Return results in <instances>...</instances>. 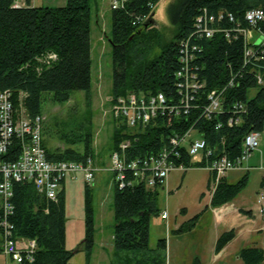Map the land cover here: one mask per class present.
Listing matches in <instances>:
<instances>
[{"label": "trees", "instance_id": "trees-1", "mask_svg": "<svg viewBox=\"0 0 264 264\" xmlns=\"http://www.w3.org/2000/svg\"><path fill=\"white\" fill-rule=\"evenodd\" d=\"M17 0H0V93H13L16 109L20 106L21 93L26 95L23 103L31 119L42 115V97L52 95L56 103L68 102L73 92L85 94L86 108L92 105V45L90 0H67L63 7L16 6ZM151 0H129L125 10H112V29L109 42L112 46V90L116 100L130 92H163L176 101L185 94L184 87H177L176 72L181 68L180 57L184 58L181 41L189 39L190 50L197 47L192 71L204 84L202 93H212L229 86L225 95V110L232 106H245L240 122L232 115L233 125L226 111L207 120L202 112L197 113L193 103L190 114L180 118L157 117L147 130L132 139L128 152L131 158L144 156L159 149L171 137L173 131H181L196 123L195 129L205 133L208 146L219 155L225 149L230 158L241 153L242 141L250 132H264V83L259 84L255 69L244 63L245 43L242 38L229 40L222 33L207 39L194 35L198 19L202 24L205 16H218L222 22L216 26L234 28L237 23L247 28L245 14L254 9L264 10V0H174L168 7L167 17L174 29L172 38L164 40L163 33L156 27L155 11L150 9ZM149 15L152 26L146 29L139 18ZM229 16L234 22L229 21ZM54 55L56 60L50 59ZM264 64V62H263ZM230 84L232 87H230ZM252 89H257L250 97ZM204 92V93H205ZM240 110V108H238ZM79 136L83 149L66 148L50 151L43 139L49 160L58 162H85L95 158L92 123ZM219 125V127H218ZM125 130L114 126L112 152L126 138ZM21 154V143L15 140L2 159L15 162ZM191 165V158L184 161ZM203 166V165H201ZM213 179V177H212ZM212 179L208 188H211ZM247 172L237 183L222 181L211 199V207L218 208L231 203L248 186ZM65 182H63L64 186ZM88 198L85 203V237L79 248H67V215L65 191L62 189L57 201L41 195L33 183L13 182L14 207L9 223L13 226L14 239L31 240L36 243L34 261L21 264H71L73 257L83 251L86 263H91L95 245V219L91 202L90 186L86 184ZM156 188L135 185L118 189L114 183L113 243L114 261L111 264H162L159 254L149 248L150 224L158 216ZM201 214L182 229L191 231L196 227ZM236 236L231 230L223 233L216 244V252L222 251ZM159 251L167 250L166 240H160ZM1 250V249H0ZM123 252L134 253L125 258ZM243 264H263L264 249L244 248L240 252ZM196 264H200L197 260Z\"/></svg>", "mask_w": 264, "mask_h": 264}, {"label": "built area", "instance_id": "built-area-1", "mask_svg": "<svg viewBox=\"0 0 264 264\" xmlns=\"http://www.w3.org/2000/svg\"><path fill=\"white\" fill-rule=\"evenodd\" d=\"M17 0L16 6L18 7ZM150 9L155 11L160 0H151ZM129 0H110V8L114 11L125 10ZM223 14L220 13L218 21L214 16H205L200 24L198 19L197 31L194 35H204L207 39L213 38L217 33H222L227 39L235 40L242 38L245 43L244 63L256 73L259 84L264 83V10L254 9L245 14V21L248 27L237 23L234 28L216 26L222 22ZM149 15L139 18V23L145 24L149 21ZM229 21L234 19L229 16ZM255 33V39L251 32ZM189 39L181 41L179 47H184L185 56L180 57L181 68L176 72L177 87H184L185 94L176 99L168 98L165 93L130 92L126 96H120L113 100L114 121L117 127L123 129L126 138L118 145L111 154L109 172L113 174V181L122 190L135 185H145L147 188H167L168 178L172 172L186 171L195 167L193 160L197 157V164L203 165L212 175L211 195L216 192L219 184L227 173L235 170H249L248 162L260 144L261 133L250 132L242 141L240 155L230 158L227 151L223 149L219 155L207 144L205 133L195 129L196 123L181 131H173L171 137L162 147L151 151L144 156L131 158L128 155L132 147V139L147 130L148 125L157 117L180 118L182 115H189L192 107L197 113L202 112L203 118H212L228 112L231 117L228 124L233 125L232 115L235 116L237 125L240 122L241 114L245 112V106L233 105L232 109L225 110V95L229 86L212 93H202L204 84L198 79V74L193 72L191 65L195 60L197 51L193 46L190 50ZM56 60V56H49ZM230 87L232 85L230 84ZM23 99L26 95L21 93ZM193 103L194 106H193ZM240 108V110H238ZM24 103H20L18 109L13 103V93L9 90L0 93V232L2 237V251L17 264L25 260L34 261L36 243L31 240L21 239L19 242L14 239L13 226L9 223V217L13 213L11 199L13 197V182L33 183L39 194L44 195L52 201H57L63 188V182L67 178L77 179L82 175L85 184L89 185L95 179L99 171L92 158L85 162H58L48 159L43 146V123L42 116L31 119L25 110ZM219 127V125H218ZM197 135V137H194ZM20 141L21 154L17 161L8 162L2 158L7 155L9 148L14 141ZM191 158V165L184 161ZM197 162V161H196ZM257 211L264 221V185L261 187L256 199ZM162 220H168V212L161 215Z\"/></svg>", "mask_w": 264, "mask_h": 264}, {"label": "rangeland", "instance_id": "rangeland-1", "mask_svg": "<svg viewBox=\"0 0 264 264\" xmlns=\"http://www.w3.org/2000/svg\"><path fill=\"white\" fill-rule=\"evenodd\" d=\"M174 0H160L155 7L154 20L156 27L163 33L165 42L169 41L174 33L167 17L169 5ZM67 0H49L48 6L63 7ZM40 5L41 3H36ZM92 13L91 45H92V105L86 108L85 94L73 92L68 102L56 103L52 95L42 97L43 139L50 151H62L72 147L83 149L78 142L79 136L87 128V120L92 123L94 162L100 170L90 184L91 202L95 219V245L90 264H111L115 257L113 243L114 220V181L109 169L112 154V136L115 126L113 114L112 90V46L109 42L112 29V10L110 0H90ZM46 6V5H45ZM255 33L251 32L253 38ZM255 37L253 38V40ZM257 89H252L250 97L255 96ZM24 101L20 95V103ZM26 110V109H25ZM27 111V110H26ZM264 132L261 133L260 144L253 153L251 164L254 167L249 173L248 186L243 192L248 207L252 212L257 209L255 196L264 176ZM197 137V135H194ZM197 157L193 160H200ZM259 162L256 163V160ZM244 175V174H243ZM234 178L235 175L229 174ZM242 178V177H241ZM240 178V179H241ZM239 179V180H240ZM208 170L206 168H188L185 171H175L169 175L168 186L158 187L156 196L158 216H153L150 224L149 248L154 254H159L162 264H191L193 254L202 260V264H213V248L218 233L223 234L225 224L218 225L215 213L208 207L211 188L207 189ZM238 180V181H239ZM238 181H232L237 183ZM65 191L67 215V248H79L85 237V203L88 198L86 184L82 175L77 179L67 178L63 186ZM261 189V188H260ZM260 191V190H259ZM259 194V192H258ZM257 194V196H258ZM256 197V199H255ZM250 202V203H249ZM186 210L181 213V210ZM167 211L169 219L162 220L161 214ZM256 213V211H255ZM258 213V212H257ZM253 226L250 221L233 224L241 230L240 236L233 242L232 249L257 247L264 248V230L257 231L262 225L261 218ZM201 214L196 227L188 233L177 234L176 230L183 224L190 222ZM168 226V227H167ZM180 231V229L178 230ZM1 235V232H0ZM183 238L182 241L179 238ZM160 240L167 241V250L159 251ZM180 241V242H179ZM2 246V237L0 249ZM0 264H17L0 250ZM134 256V253L123 252L121 257ZM198 260V259H197ZM242 262V261H241ZM71 264H87L85 253L80 251L71 260ZM196 264V261L195 263ZM217 264H237L233 259H224Z\"/></svg>", "mask_w": 264, "mask_h": 264}, {"label": "crops", "instance_id": "crops-1", "mask_svg": "<svg viewBox=\"0 0 264 264\" xmlns=\"http://www.w3.org/2000/svg\"><path fill=\"white\" fill-rule=\"evenodd\" d=\"M48 2H49V0H30V3H31V6L32 7H52V8L57 7V6H50V5L48 6V4H47ZM18 3L21 6H25L26 5L25 0H21ZM36 3H41V4L40 5H37ZM252 158H253V155H252ZM251 159L248 162V166L250 168L249 170H247V171L246 170L230 171L229 173H227V175L225 176V178L223 180L226 181V182H228L229 184H234V183H232V181H235V180L238 181L247 172L249 173L254 168L252 166V164H251ZM198 162L199 161H197V162L195 161L194 162V164H195L194 166L195 167L204 168V167L201 166L200 163L197 164ZM258 162H259V159L256 160V163H258ZM195 167H193V168H195ZM98 169L100 170V168H98ZM105 170L108 171L107 169H105ZM229 174L235 175V177L234 178H231V177H229ZM211 179H212V175L208 171V180H207L208 181V183H207V189L208 190H209L208 184H209V181ZM263 185H264V176L261 179L258 192H259L260 188ZM156 190L158 192V187L156 188ZM243 192L239 196H237L236 199L234 201H232L231 203L226 204V205H224L222 207H218V208H212L211 207L212 195L210 197V201H209L208 207L210 208V210H212L213 213H215L217 224L218 225H221L223 223L225 224V226L223 228L225 232H229L231 230H234L235 231L237 228L236 227H233L232 225L234 223L236 224L237 222H238V224H241L244 221H246V222L250 221L251 224H253V226L258 222L257 221V217H256L257 216L256 213L258 211H257L256 207H255L256 213H255L254 210L252 212V209L251 208H247L248 207L247 206L248 205V202L245 200V197L243 195ZM258 192L255 195L256 197H257ZM256 197H255V199H256ZM185 212H186V210H184V209L181 210V213H185ZM257 214L261 218V221H262V225H261V227L259 229H257V231H263L264 230V221H263L262 217L260 216V214L259 213H257ZM182 227H183V225L179 228L180 231H178L179 229L176 230V233L177 234H180V233H182V234L183 233H188V232H184L183 231L184 229H182ZM240 234H241V230L239 229V230L236 231L235 238L222 251H220V252H216V244H217V241H218L219 237L222 234L220 235V233H218L216 235L218 238H215L216 242H215V247L213 248V256L211 258V260L213 261V264H217L218 262H220V261H222L224 259H229V258L235 260L237 264H243L241 262V259H240V252L244 248H237V249L234 248V249H232V247H231L232 244H233V242L240 236ZM179 240L182 241L183 238L180 237ZM0 242H1V235H0ZM166 245H167V241H166ZM167 247H168V245H167ZM262 249H264V248H262ZM113 255H114V252H113ZM197 259L200 261V264H202V260H200V258H198L197 256H195V254H193V256L191 257V260H192V263L191 264H194L195 261H197Z\"/></svg>", "mask_w": 264, "mask_h": 264}, {"label": "water", "instance_id": "water-1", "mask_svg": "<svg viewBox=\"0 0 264 264\" xmlns=\"http://www.w3.org/2000/svg\"><path fill=\"white\" fill-rule=\"evenodd\" d=\"M151 26H152V23L148 22V23L145 24L144 27H145L146 29H148V28H150Z\"/></svg>", "mask_w": 264, "mask_h": 264}]
</instances>
